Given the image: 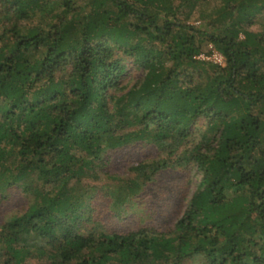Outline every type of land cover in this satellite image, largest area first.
Listing matches in <instances>:
<instances>
[{
    "label": "trees",
    "instance_id": "trees-1",
    "mask_svg": "<svg viewBox=\"0 0 264 264\" xmlns=\"http://www.w3.org/2000/svg\"><path fill=\"white\" fill-rule=\"evenodd\" d=\"M205 1L91 0L80 19L75 0H0L10 32L0 44V191L30 174L37 181L35 197L0 223V264H176L192 253L202 264H264V30L248 28L264 0H214L204 28L188 23ZM38 12L54 22H37ZM204 43L223 66L193 58ZM120 49L147 71L116 95ZM200 117L217 135L191 148L200 190L172 230L98 235L70 181L133 141L172 155ZM140 168L131 192L144 184Z\"/></svg>",
    "mask_w": 264,
    "mask_h": 264
},
{
    "label": "rangeland",
    "instance_id": "rangeland-1",
    "mask_svg": "<svg viewBox=\"0 0 264 264\" xmlns=\"http://www.w3.org/2000/svg\"><path fill=\"white\" fill-rule=\"evenodd\" d=\"M47 1H51L50 4L54 6L52 4L54 1L61 0H41L42 3ZM75 1L79 9L77 18L81 19L87 12L91 0ZM216 6L217 3L214 0L202 2L187 22L204 28L210 12H213ZM33 19L48 25L55 20L47 12H38ZM30 22V19L21 20L19 30L22 33L26 32ZM7 26L5 20L0 23V44L8 43L10 39ZM248 28L253 32L264 30V11L252 18V23ZM135 41L132 39L130 44H134ZM207 45L208 43H204L202 50H205ZM156 47L162 49L163 45L156 43ZM39 54H42L41 49ZM115 54L121 59L124 67L119 83L122 89L115 92L116 95H120L144 76L147 70L136 64L135 57L131 53H125L120 49ZM196 56L197 54L193 57L195 60L203 62ZM169 64L167 62V65ZM189 69L196 77L198 71L192 67ZM63 74L58 73L56 77H62ZM193 128L194 134L191 141L186 147H179L172 155L168 156L165 150L158 149L150 142L133 141L120 148L107 150L100 165L94 164L92 168L85 170L79 180L70 181L67 185L68 192L75 197H80L79 199L83 196L85 201L87 200L89 215L92 219L88 225L92 226L97 220L98 235L129 231H142L143 234L145 232L148 235L153 231L168 233L172 230L200 190L201 176L196 162L190 157L191 148L197 143H205L212 133L217 135V132L209 131L205 119L201 117L197 119L196 126L193 125ZM13 160L9 157L5 165H12ZM157 161H165V165L155 169L153 173L152 165ZM140 167L144 169L145 175L150 176L143 175L144 184H139L131 192L127 186L132 179H137ZM36 183L34 175L30 174L8 187L5 186V189L0 191V223L9 216L18 214L25 208L28 200L35 197ZM27 187L29 188L25 189ZM203 259L202 254L192 253L176 264H202ZM172 262V259L164 257L155 261L156 264H171ZM24 264H52V262L45 256H32L28 257Z\"/></svg>",
    "mask_w": 264,
    "mask_h": 264
},
{
    "label": "built area",
    "instance_id": "built-area-1",
    "mask_svg": "<svg viewBox=\"0 0 264 264\" xmlns=\"http://www.w3.org/2000/svg\"><path fill=\"white\" fill-rule=\"evenodd\" d=\"M196 57L215 65L223 66L225 64L224 55L218 51L212 43H208L206 49L200 51Z\"/></svg>",
    "mask_w": 264,
    "mask_h": 264
}]
</instances>
